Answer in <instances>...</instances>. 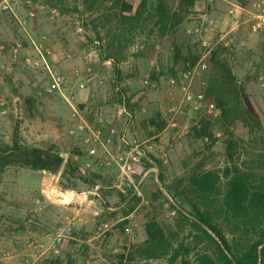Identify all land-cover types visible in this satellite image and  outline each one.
Segmentation results:
<instances>
[{
  "label": "rangeland",
  "instance_id": "374dc122",
  "mask_svg": "<svg viewBox=\"0 0 264 264\" xmlns=\"http://www.w3.org/2000/svg\"><path fill=\"white\" fill-rule=\"evenodd\" d=\"M261 17L264 0H196L175 35L145 52L131 47L121 77L78 13L45 0H0V156L40 147L64 165L57 173L16 164L0 171V264H115L147 238L154 215L169 219L171 203L190 210L173 180L195 166L222 174L229 160L220 107L209 96L218 110L208 112L195 98L210 85L211 69L198 65L222 41L232 46L244 105L264 125ZM194 69L187 100L182 85ZM230 128L244 139L256 134L243 120ZM117 190L139 197L127 216ZM158 190L171 203L156 201Z\"/></svg>",
  "mask_w": 264,
  "mask_h": 264
},
{
  "label": "trees",
  "instance_id": "16d2710c",
  "mask_svg": "<svg viewBox=\"0 0 264 264\" xmlns=\"http://www.w3.org/2000/svg\"><path fill=\"white\" fill-rule=\"evenodd\" d=\"M195 1L45 0V4L63 14L78 13L89 40L98 43L101 59L110 61L122 77L120 67L129 59L131 47L138 43L142 45L139 52H145L155 39L175 35ZM231 51L232 46L222 41L212 52L206 69H211L210 85L204 93L208 102L209 96L214 97L222 111L220 124L230 136L229 160L222 174H204L195 166L173 180V189H179L190 210L175 206L158 190L154 199L171 203L170 218L154 215L146 223L147 238L118 253L115 264H264V125L244 105V85L234 72ZM122 89L126 96L127 89ZM242 120L256 133L248 139L236 136L230 128ZM1 163L0 171L6 164L53 173L64 167L63 160H56L47 150L23 145L0 156ZM66 167L72 176L89 182L76 164L67 162ZM128 195L117 190L118 198L128 205L122 210L125 216L139 200L137 192Z\"/></svg>",
  "mask_w": 264,
  "mask_h": 264
},
{
  "label": "built area",
  "instance_id": "2783aa9c",
  "mask_svg": "<svg viewBox=\"0 0 264 264\" xmlns=\"http://www.w3.org/2000/svg\"><path fill=\"white\" fill-rule=\"evenodd\" d=\"M263 25H264V17H261L260 20H258V22L255 24L254 27H255V29H258V28L262 29V28H264ZM207 67H208L207 62H200V64L198 65L199 72L205 71L207 69ZM195 73H196L195 69L188 71V73H186V78L191 79V82L182 85V91L185 93L187 100H191L192 97H194L192 90H191V87H192L193 75ZM260 79H261V82L264 86V75H262L260 77ZM195 98H197L196 100H198V101H201V102L205 101L206 102L203 93H200L198 96H195ZM205 108L208 112H214V111L218 110V108L216 107V104L214 102H208V101L206 103ZM108 141H111V139H108Z\"/></svg>",
  "mask_w": 264,
  "mask_h": 264
}]
</instances>
